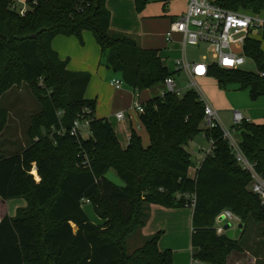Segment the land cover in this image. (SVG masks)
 <instances>
[{"label": "trees", "instance_id": "obj_1", "mask_svg": "<svg viewBox=\"0 0 264 264\" xmlns=\"http://www.w3.org/2000/svg\"><path fill=\"white\" fill-rule=\"evenodd\" d=\"M26 1L29 7L20 15L11 7L12 0H0V97L24 85L39 104V111L29 117L27 144L12 153L0 149V198L26 201L15 215L0 219V264H171L173 253L158 249L160 231L131 253L126 240L145 225L148 205L189 207L179 193L196 196L193 260L228 264L233 251L243 250L238 239L248 222L264 225V203L249 190L250 176L237 165L218 127L204 130L214 147L189 176L193 162L187 146L201 132L204 117L197 93L164 92L146 100L139 118L149 144L144 146L131 130L122 148L108 120L93 116L95 100L84 96L89 73L68 70L67 61L53 50L52 39L73 35L81 41L82 32L91 31L103 64L135 92L162 84L176 72L161 61L157 49L141 48L134 37L110 31L106 0H91L82 11L75 9L78 0ZM149 1L134 0L135 9L142 11ZM217 2L254 14L264 9V0ZM243 49L256 71L211 63L208 76L221 88L234 83L248 89L255 100L264 96V48L261 39L249 37ZM84 108L91 116L89 137L77 142L68 132L57 133L69 128ZM57 111H62L61 117ZM7 120L8 112L0 105V138ZM236 130L242 151L264 176V123L243 121ZM110 168L123 186L105 176ZM85 199L101 223L89 220ZM223 209L243 224L236 239L215 232V217Z\"/></svg>", "mask_w": 264, "mask_h": 264}, {"label": "crops", "instance_id": "obj_2", "mask_svg": "<svg viewBox=\"0 0 264 264\" xmlns=\"http://www.w3.org/2000/svg\"><path fill=\"white\" fill-rule=\"evenodd\" d=\"M161 2L160 8L154 10L153 7L156 3L150 0L143 10L138 12L135 9L134 0H106V7L111 15L109 29L112 33L119 32L134 37L141 48L157 49L161 61L170 71H174V61L181 54V36L174 33L172 40L167 41L165 35L170 24L184 12L187 0H161ZM18 4L17 6L20 7L19 0ZM258 16L264 19V9ZM146 21L162 22V39L156 44H145L140 40L137 29L143 26V22ZM51 46L61 60L67 61L68 70L89 73L90 79L84 96L87 99L95 100L93 116L108 120L120 146L126 147L131 130H134L141 137L142 144L147 146L149 144L148 134L142 127L139 112L133 107V104L135 101L143 104L153 96L161 95L163 91L160 94L147 93L140 101L138 96L141 91L135 92L125 83L120 89L110 86L109 80L112 77H120V75L110 72L103 63L101 64L100 47L91 31L84 30L81 41L73 35H56L51 41ZM262 48L264 47L262 46ZM179 74L181 73L174 75ZM174 75L172 76L173 79ZM198 80L208 91L207 97L215 107L230 110V112L237 109L244 117L249 118L250 122L264 123V96L251 100L248 89L245 91L247 95L245 97L243 93L235 91V87H230L231 85L219 88L217 81L208 75L200 77ZM236 85L239 87L238 84ZM125 88L128 90L125 91ZM130 100L132 101L131 104ZM129 110L132 112L130 113ZM118 112H122V118L116 117ZM136 124L142 129V134L134 129ZM203 136L206 137L204 134ZM200 149L203 150V147ZM200 155L199 152L195 159L191 157L194 168H189L190 177L194 176L195 169L200 164ZM34 175L36 176V171ZM36 178L38 179L37 176ZM0 201L4 203L1 199ZM84 204L89 206L91 214H87L89 220L96 224L101 223L100 220L97 221L92 217L91 205L89 203ZM192 213L193 209L190 207L168 208L159 204H150L148 205V219L145 225L138 230L146 237L160 231L161 236L157 246L160 251L170 250L173 253L171 264H191L193 260L191 246Z\"/></svg>", "mask_w": 264, "mask_h": 264}, {"label": "built area", "instance_id": "obj_3", "mask_svg": "<svg viewBox=\"0 0 264 264\" xmlns=\"http://www.w3.org/2000/svg\"><path fill=\"white\" fill-rule=\"evenodd\" d=\"M35 3L36 0H30ZM91 0H78L75 9L83 10L88 6ZM21 6H17L15 2L11 3L20 15H23L27 10V1H21ZM178 33L181 36V54L174 61V71L181 73L189 80L186 85L188 89H192L197 93L198 100L203 105L204 117L207 128L218 127L221 131V138L226 141L230 152L232 153L237 165L246 171L250 176L248 184L249 190L255 194L258 199L264 203V176L261 175L255 168L254 162L249 161L240 147V142L232 135L230 130L221 121L218 110L210 103L207 97L199 89L196 78L205 77L208 75L209 65L215 63L224 69H241L239 68L245 62L243 45L247 38L263 39L264 34V19L258 14L250 13L241 10H231L222 7L216 0H187L184 12L170 24L169 30L165 35L167 41L172 40L173 34ZM199 43H206L210 50L211 61H207L206 54H202L200 59H191L188 57L186 47L197 46ZM234 48H239L240 53L234 52ZM110 86L115 89H120L124 85V81L120 77H112L109 80ZM165 86L164 92H172L181 95L180 87L172 77H166L163 80ZM133 107L139 112H143V105L139 101H135ZM232 120L236 126L241 122H250L242 113L233 109ZM62 111H57V116L61 117ZM122 112L116 113V117L122 118ZM91 116L88 109L84 108L72 121L69 128L61 127L58 134L68 132L69 135L75 138L77 142L81 139L89 137V124ZM210 147L201 153V160L212 152L214 140L209 139ZM85 164V162L83 163ZM197 168V167H196ZM35 170L33 166L32 171ZM185 200V203L193 209L196 203L194 193H179ZM88 203V200H83ZM222 219H226L230 223V227L234 229L240 218L229 209H223L215 217L214 228L218 235L225 234V229L221 225ZM191 264H199L196 260H192Z\"/></svg>", "mask_w": 264, "mask_h": 264}, {"label": "rangeland", "instance_id": "obj_4", "mask_svg": "<svg viewBox=\"0 0 264 264\" xmlns=\"http://www.w3.org/2000/svg\"><path fill=\"white\" fill-rule=\"evenodd\" d=\"M26 1V0H21ZM154 1V10L160 8L161 0H152ZM12 2H17L18 0H12ZM19 5V4H18ZM144 25L138 27L137 33L140 36V40L145 44H156L162 39V22L160 21H146L143 22ZM262 41V46L264 47V39ZM186 52L188 57L191 59H200L202 54H206L207 61H211L210 50L206 43H199L197 46H187ZM234 52L240 53L239 48H234ZM103 61H101V64ZM242 70L245 71H256V66L252 59L245 57V62L240 65ZM210 77V76H209ZM213 78V77H212ZM214 79V78H213ZM174 80L177 83L178 87L180 86V93H184L188 88L186 85L189 83V80L183 74L174 75ZM196 83L202 93L207 97L208 91L205 87L199 83L198 78H196ZM218 85V84H217ZM231 85L230 87H235L234 90L241 92L246 97V89H240L236 84H227ZM226 85V86H227ZM219 87V86H218ZM221 88V87H219ZM229 88V87H228ZM125 91L128 88L124 89ZM165 90L164 84H158L151 87L148 90H141L138 99L141 101V98L147 93L160 94ZM248 94V92H247ZM141 95V97H140ZM209 100V98L207 97ZM210 101V100H209ZM132 101L130 100V104ZM211 103V101H210ZM0 105L4 107L8 112V120L2 131L0 138V149L3 153H12L17 152L22 147H24L28 142L27 130L29 127V117L39 111V104L35 97L32 95L31 91L26 86H13L0 97ZM213 105V104H212ZM130 106V105H129ZM214 106V105H213ZM215 107V106H214ZM218 110L219 117L224 125L230 130L232 135L236 140H240L241 133L236 130V125L232 120V114L230 110H223L215 107ZM131 113L132 111L129 110ZM138 117V116H137ZM207 128L206 122L203 120L200 124L201 132L197 134L194 139L187 146L188 152H190L193 159L196 158V155L200 152L203 153L210 147V142L207 137H204V130ZM134 129L138 133L142 131L138 124L135 125ZM142 134V133H141ZM200 147H203V150H199ZM194 168V164L192 166ZM192 171V170H191ZM34 173V171L32 172ZM105 176L114 184L118 186H123L124 182L117 171L113 168H110ZM1 199V198H0ZM4 203L0 201V218L4 214H9L10 216L15 215L17 207H23L26 205V201L23 198H12L8 200L1 199ZM92 207V206H91ZM84 210L86 214H90L89 206L84 204ZM93 210V208H92ZM93 218L97 221L101 219L95 214L93 210ZM264 225L255 224L252 221L248 222L247 230L244 233L242 238L238 239L242 251H233L228 257V264H264ZM147 237L136 230L134 233L128 236L126 240L127 250L131 253L134 249L140 247Z\"/></svg>", "mask_w": 264, "mask_h": 264}, {"label": "water", "instance_id": "obj_5", "mask_svg": "<svg viewBox=\"0 0 264 264\" xmlns=\"http://www.w3.org/2000/svg\"><path fill=\"white\" fill-rule=\"evenodd\" d=\"M221 225L225 229V235L228 238H235V239L238 238L243 227V224L240 222L237 224V226L234 229H232L230 227L231 226L230 223L226 219H222Z\"/></svg>", "mask_w": 264, "mask_h": 264}, {"label": "bare ground", "instance_id": "obj_6", "mask_svg": "<svg viewBox=\"0 0 264 264\" xmlns=\"http://www.w3.org/2000/svg\"><path fill=\"white\" fill-rule=\"evenodd\" d=\"M33 171H34V174H35V170H33ZM33 171H32V172H33Z\"/></svg>", "mask_w": 264, "mask_h": 264}]
</instances>
